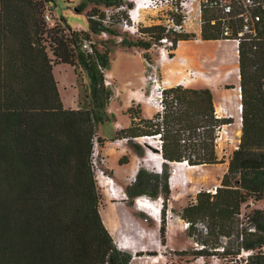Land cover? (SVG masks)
<instances>
[{"label":"trees","instance_id":"1","mask_svg":"<svg viewBox=\"0 0 264 264\" xmlns=\"http://www.w3.org/2000/svg\"><path fill=\"white\" fill-rule=\"evenodd\" d=\"M47 4L51 9L55 0H0V264H129L134 254L117 247L99 213L101 195L91 154L94 137L100 149L103 145L98 124L110 119L111 89L104 77L112 52L107 40L96 43L93 35H119L99 5L132 4L81 0L75 9L85 12L87 29L70 27L62 16L49 26L44 18ZM180 11L176 3L177 24L183 19ZM119 13L129 21L124 11ZM222 15L219 8L203 7V40L224 38ZM135 31L142 37L121 36L118 44L147 50L171 30L152 24ZM171 32L172 47L193 36ZM142 55L153 65L146 52ZM237 57L242 102L237 148L231 151L216 192L199 190L180 216L190 233L199 234L202 246L194 254L214 255L225 264H264V208L242 211L249 201L264 197V37H245ZM56 63H68L78 76L86 77V100L78 108L62 103L52 73ZM162 92V113L143 117L131 105L126 109L131 124L116 137L127 138L141 155L143 149L130 139L160 133V151L143 146L160 153L161 172L137 170L125 192L130 198L160 194L163 222L171 192L169 164L222 163L215 132L230 118L216 116L208 87L177 84ZM160 232L164 233V223ZM242 250L251 253L241 259Z\"/></svg>","mask_w":264,"mask_h":264},{"label":"rangeland","instance_id":"2","mask_svg":"<svg viewBox=\"0 0 264 264\" xmlns=\"http://www.w3.org/2000/svg\"><path fill=\"white\" fill-rule=\"evenodd\" d=\"M80 1L81 0H55V5L51 7L49 13L50 19L47 21L49 26L53 25L58 21V18L62 16L70 27L87 29L88 21L85 12L75 9ZM137 1L138 0H126V2H131V7L123 5L114 8L99 5V8L104 10L109 16L108 23L111 24L119 34L93 35L94 42L98 43L101 40H107V44L111 46L112 50L109 57V64L105 70L106 76L111 73L113 77L109 78L111 95L107 106L116 108L118 111L119 107H121L128 98L127 94L130 93V90L140 86L143 91L142 100L144 104L150 106V112H152V107L156 110V107L153 105L151 106L144 100L149 89L148 85L145 84V73L147 70L148 73H155L162 80L164 88L177 84L193 87H208L212 92L215 114L221 118H230V122L219 125L215 132L216 150L220 158L224 161L222 163L202 165L199 167H187L185 168V172H183L184 170H182V172L176 170L178 173L174 176L171 173L172 170H170L168 184L171 192L169 199L166 201L163 222L162 215L160 218H158L157 215L156 219L154 213L155 207L152 209V212L150 211V214H148L146 209L138 207L134 202V198L137 195L133 198L128 197L125 192L126 185H122V188L118 187V184L116 185L119 189V196L117 194H114L116 197L107 195L104 186L98 182L100 170H94L95 180L101 195L100 206L105 202L123 205L128 215V221L119 223L116 232L112 233L113 235L111 236L114 242L120 245L121 250H128L134 254L129 264H225L226 260L214 255L203 256L194 254V251L202 246L199 241V234L197 231L190 233L187 230V222L180 216V211L187 202L194 198L198 190H205L208 187L219 184L220 177L226 170L231 151L234 149V143L239 142L241 134V123L234 109L228 103L234 92V88L239 83V77H235L234 74L230 76L227 75L226 68L217 67L219 65L218 61H214V63L210 64L207 61L205 63L206 67L201 65L203 64V60L209 59L208 57H210V54L212 52L214 53L216 50L217 53L220 54V57L222 54H225V51L230 52L232 54L233 65L236 67H238V57L233 56L235 50L230 41H218L217 39L203 40L200 37L201 28L197 29L195 23L192 26L186 25L185 29L176 30V32L193 34V36L186 40L177 41L175 47H172L171 39L173 34L171 31L174 32V30L172 29L171 19L173 18L174 21V7L177 3L181 10L180 13L186 16L187 10L189 9V0H148L143 3L146 7L139 11L135 10L138 16L133 20L131 18V9ZM191 1L196 5V0ZM120 10L127 14L129 19L128 22L124 21L122 15L119 13ZM188 15L195 20L196 14L194 10H190ZM152 24L169 26L171 31L168 32V37H163L157 42L152 43L147 50L137 46L124 48L118 44L121 36L130 39L142 37V33H139L140 31H135V29ZM111 41H116L117 43L112 44ZM179 48L200 52H197L198 63H190L187 61L186 55L180 53ZM143 52H146L147 55L153 59V66L155 68L152 67L151 71L143 63ZM214 65L217 66L213 67ZM194 70L202 71L207 79H204L202 75L194 74ZM52 73L55 80L58 79L59 81L58 91L63 104L67 105V107L71 105L74 100V94L78 97V100L82 101L84 99L85 76H78L74 72L73 67L67 63L54 64L52 66ZM188 79L189 81L186 83ZM73 91L74 94L72 93ZM133 105L134 108L140 109L139 103ZM224 105H228V107H224ZM118 113L119 116H122L121 111H118ZM140 114L142 115L141 111ZM150 117H152V115ZM118 124V121L115 120L112 115L111 119L98 124L99 135L106 137L114 131V126ZM136 140L142 145L149 146L147 142L142 140L141 135L137 136ZM156 144V138L152 137V147L155 148ZM149 147L152 148L151 146ZM101 155L106 161V154L102 147ZM152 156L156 158L153 153ZM173 165L169 164V168L171 169ZM174 166L178 165L175 164ZM103 171L110 176L108 170ZM145 171L151 174L152 172H161V170L160 172L157 170ZM136 173L129 180L127 185L136 179ZM158 197H161L163 201L160 194L152 197L154 206L155 203L158 202ZM130 200H132V204L128 205V201ZM252 207L264 208V197L255 202L249 201L247 207L246 205L242 206V211L246 212ZM163 223L164 233H161L160 229ZM197 227L198 229H202L203 224L199 222ZM137 232L140 233L137 234ZM125 243L127 244L126 247L124 246ZM224 244L227 243L224 241ZM262 250H264V247ZM239 254L242 259L245 258L246 252L240 251Z\"/></svg>","mask_w":264,"mask_h":264},{"label":"built area","instance_id":"3","mask_svg":"<svg viewBox=\"0 0 264 264\" xmlns=\"http://www.w3.org/2000/svg\"><path fill=\"white\" fill-rule=\"evenodd\" d=\"M205 5L214 6L219 8L222 12L221 21V33L224 37L219 40H229L232 42L235 53L238 55V48L241 41L247 36H263L264 37V0H196V5L192 3L191 0L188 2L189 9L187 10V15L183 16L182 22L177 24L172 20V29L180 30L185 29V26H192L195 23V27L197 29L201 28L202 23V9ZM195 11V20L194 18H190L188 15L189 11ZM50 4L46 5V9L44 12V18L46 21L50 19ZM134 31V29L132 28ZM143 63L147 66V68L152 69L154 67L152 64L147 63L146 60L143 59ZM146 68V70H147ZM155 68V67H154ZM145 70V71H146ZM237 77H239L238 69H237ZM104 83L109 85L110 80L109 77L105 75ZM145 84L148 85V94L145 95V102L156 107V112H163L164 104H163V89L162 80L155 73H148V70L145 73ZM235 92L232 95V98L229 99V105L234 109L236 116H238L239 122L241 123V113H242V102H241V91L239 83L234 88ZM228 105H224V107ZM225 110V108H224ZM217 116V115H216ZM152 137L156 138L157 144L155 148L160 151L161 150V139L160 133L155 135H143L142 140L147 142L149 146L152 147ZM237 148V142L234 143V149ZM100 147L98 145L96 137L93 139L92 145V154L91 159L92 163L95 167V170H100V175H98V181L101 179H107L110 181V185L113 183V178L104 173L106 161L104 157L100 153ZM147 151L152 156V150L150 148ZM161 157V155H160ZM154 169V168H153ZM160 168L157 169L160 172ZM173 170V169H172ZM156 171V170H154ZM97 177V176H96ZM118 187H120L118 185ZM217 185H213L212 187H208L205 190L214 194L216 192ZM199 191V190H198ZM135 204L147 210L148 214L150 211L152 212V197L147 194H140L134 198ZM162 199L158 197V207L156 213L158 218L161 216V205ZM118 247V246H117ZM245 251V257L251 253L250 250H242ZM240 255V254H239Z\"/></svg>","mask_w":264,"mask_h":264},{"label":"crops","instance_id":"4","mask_svg":"<svg viewBox=\"0 0 264 264\" xmlns=\"http://www.w3.org/2000/svg\"><path fill=\"white\" fill-rule=\"evenodd\" d=\"M221 41V40H218ZM229 41V40H227ZM231 42V41H230ZM232 44V42H231ZM233 46V44H232ZM236 54V53H235ZM237 57V54H236ZM58 64V63H56ZM68 64V63H67ZM71 67H73L71 65ZM238 69V67H236ZM109 78H113L111 73L107 75ZM237 76V72H236ZM238 78V77H237ZM57 81V87L59 84L58 79ZM87 82V80H86ZM140 84V81H139ZM109 86V85H108ZM86 87V84L85 86ZM59 89V87H58ZM85 92V90H84ZM235 92V89H234ZM233 92V93H234ZM74 94V91L72 92ZM128 98L124 102V104L119 107L118 111H121L122 116H119V113L116 108H112L111 106H107V111L110 114V119L112 118V115L114 116V119L118 121V125L114 126V131H112L109 135L106 137H102V135H99L98 133V127H97V134L103 139V151L106 154V164H105V170H108L109 175L111 178H113V181L115 182V185H119L120 188H122V185H127L129 183V180L135 175L137 170H157L158 168L161 169L162 161L163 159L160 157L159 152H152L156 158L151 156V154L147 151V149L144 148V146L135 138H131L130 141L132 145L136 146L139 149H143V153L140 155L134 151L132 146L128 143L127 138L122 137H116V133L118 130L122 128H126L131 124V118L128 113H126V109L130 107L131 105L135 103H139L140 111L142 113L143 117H150L153 115L156 110L149 105L144 104L143 102V91L139 87L136 89L130 90V93L127 94ZM233 95V94H232ZM232 97V96H231ZM230 97V98H231ZM86 100L84 99L82 101L78 100V97L74 94V100L71 105H68V107L71 108H78L82 105V103ZM229 103V101H228ZM65 107L67 105L63 104ZM108 105V104H107ZM109 120V119H108ZM106 121V120H105ZM101 150V149H100ZM101 153V151H100ZM175 162H171L170 164H174ZM194 166V165H193ZM154 168V169H153ZM173 168V170H172ZM170 170H172L173 176L176 175L178 172H185V169H180L178 172L175 168L174 171V165ZM105 190V189H104ZM106 194L108 192L105 190ZM104 209L103 211L107 215V219L103 218V215H101V218L104 222V225L108 229L109 233L113 235L112 233H115L117 230V226L119 223L127 222L128 221V215L121 204H111L108 202L103 203ZM155 213V212H154ZM132 224V223H131ZM130 224V225H131ZM133 225V224H132ZM140 232H137V234ZM136 235V234H135ZM123 243V242H122ZM118 248H121L118 243H116ZM124 246L126 247L127 244L125 243ZM133 258V257H132Z\"/></svg>","mask_w":264,"mask_h":264},{"label":"bare ground","instance_id":"5","mask_svg":"<svg viewBox=\"0 0 264 264\" xmlns=\"http://www.w3.org/2000/svg\"><path fill=\"white\" fill-rule=\"evenodd\" d=\"M146 1L148 0H138L136 2V4L134 5V7L131 9L132 12V16L131 18L134 20L137 18L138 14L135 12L136 11H139L140 9L146 7L143 3H145ZM181 14V13H180ZM233 47V46H232ZM234 49V48H233ZM179 51L180 53L186 55V59L187 61H189L190 63H198V53L200 52H195L194 50H183L181 48H179ZM234 51V50H233ZM233 56H236V54H233ZM204 58V57H203ZM209 59L207 60H203V64L200 65L203 66V67H206L205 66V63L208 61V63H214V61H218V68H226V74L227 75H232L234 74L235 77L236 76V72H237V68L235 65H233V60H232V54L230 52H226L225 51V54H222L221 57H220V54L217 53V50L213 53L210 54V57H208ZM236 59V58H235ZM200 61V60H199ZM201 62V61H200ZM198 64V65H199ZM216 64V62H215ZM195 65V64H193ZM197 66V65H196ZM215 65L213 67H216ZM209 69V68H208ZM214 69V68H213ZM225 70V69H224ZM239 70V69H238ZM194 74L196 75H202L204 76V79H207L206 75L200 71V70H194ZM207 74V73H206ZM189 81L186 80V83ZM177 164L178 166H174V171L175 172V168L180 170V169H185L187 167H199V166H202V165H188L185 161H182V162H175L174 165ZM102 186H104V189L108 192L107 195H110V196H115L114 194H117L119 196V192H118V187L115 185V183L113 182L111 185H110V181L107 180V179H101L100 181H98ZM121 195H123L122 193H120ZM116 197V196H115ZM103 205V204H102ZM100 206L99 207V213L103 215V218L107 219V215L105 214V212L103 211L104 209V206ZM155 207V210L157 209L158 207V202L155 203V206L154 204L152 203V209ZM155 212V215H156V219H157V213L156 211ZM154 259V258H153Z\"/></svg>","mask_w":264,"mask_h":264}]
</instances>
